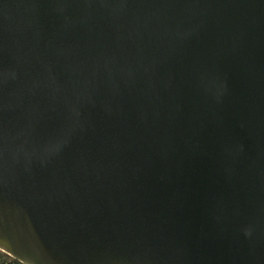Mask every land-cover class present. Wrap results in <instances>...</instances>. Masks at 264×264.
Returning a JSON list of instances; mask_svg holds the SVG:
<instances>
[{
	"label": "water",
	"instance_id": "obj_1",
	"mask_svg": "<svg viewBox=\"0 0 264 264\" xmlns=\"http://www.w3.org/2000/svg\"><path fill=\"white\" fill-rule=\"evenodd\" d=\"M0 251L264 264V0H0Z\"/></svg>",
	"mask_w": 264,
	"mask_h": 264
},
{
	"label": "trees",
	"instance_id": "obj_2",
	"mask_svg": "<svg viewBox=\"0 0 264 264\" xmlns=\"http://www.w3.org/2000/svg\"><path fill=\"white\" fill-rule=\"evenodd\" d=\"M0 264H21L17 260L0 251Z\"/></svg>",
	"mask_w": 264,
	"mask_h": 264
}]
</instances>
